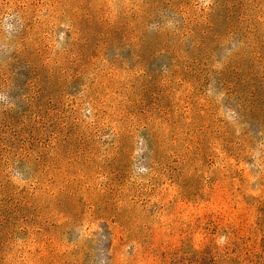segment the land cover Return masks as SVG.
Masks as SVG:
<instances>
[{"label": "rangeland", "instance_id": "rangeland-1", "mask_svg": "<svg viewBox=\"0 0 264 264\" xmlns=\"http://www.w3.org/2000/svg\"><path fill=\"white\" fill-rule=\"evenodd\" d=\"M0 264H264V0H0Z\"/></svg>", "mask_w": 264, "mask_h": 264}, {"label": "clouds", "instance_id": "clouds-1", "mask_svg": "<svg viewBox=\"0 0 264 264\" xmlns=\"http://www.w3.org/2000/svg\"><path fill=\"white\" fill-rule=\"evenodd\" d=\"M13 179H16V177H13Z\"/></svg>", "mask_w": 264, "mask_h": 264}]
</instances>
